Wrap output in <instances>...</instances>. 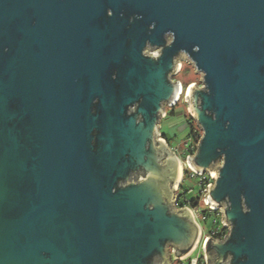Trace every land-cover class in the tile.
<instances>
[{
    "label": "water",
    "instance_id": "1",
    "mask_svg": "<svg viewBox=\"0 0 264 264\" xmlns=\"http://www.w3.org/2000/svg\"><path fill=\"white\" fill-rule=\"evenodd\" d=\"M179 59L200 73L186 162L228 229L205 264H264V0H0V264L192 251L180 162L155 139Z\"/></svg>",
    "mask_w": 264,
    "mask_h": 264
},
{
    "label": "built area",
    "instance_id": "2",
    "mask_svg": "<svg viewBox=\"0 0 264 264\" xmlns=\"http://www.w3.org/2000/svg\"><path fill=\"white\" fill-rule=\"evenodd\" d=\"M179 63H180V67L178 69V71H176V73H174L171 78H172V81L174 82L175 80H177L180 84V93L178 94V97L177 99L175 100V102L171 105H166L168 108H172L175 106V104H177V102L181 99V96L185 93L186 91V88L187 86L190 84V83H194L196 85V82H190L188 83L187 85H183L182 82L178 79H176V76L181 72V69H182V61L181 59L178 60ZM197 85H200V82L199 84ZM183 90V92H182ZM185 90V91H184ZM185 102V101H184ZM164 115L163 117L161 118H164L165 115H166V111L164 110ZM199 132H200V135L198 137L197 140H195L193 137H190L188 142L185 144V150H184V165L186 167L187 166V162H186V156L187 155H192L195 150H196V145L198 143V140L201 136V129L198 128ZM192 136V135H191ZM192 138V139H191ZM189 168V167H188ZM190 169V168H189ZM192 171V175H202V173H205V175H203V178L202 180L200 181V193H202V197L198 196L197 197V203L193 206L191 205H188L187 204V201H189V199L191 197H189V195L192 193V189L191 188H187L186 191H181L180 187H179V183L176 185V189L174 190V195L176 196L175 200H174V204L175 206H178L177 203L178 201L180 200V195L183 193L185 195V203L181 206H179L180 208L181 207H186L191 215H192V219L194 220V222L197 224V226L199 227L200 230H202V226H201V222L199 221V218H203L204 221L207 220L208 218V215L209 214H214L215 215V219L213 220V226L212 228L210 229V231L207 233V234H202V232L200 233L199 235V238H198V242L199 240L201 239V235H203L202 237V246H203V241L206 237L210 236L212 238H217L218 240H223V236L225 234H228V229H227V226H223L221 221H220V215H221V212L218 211L219 210V207L213 209V208H210V203H207L205 204L203 198L205 197L204 194H206V191H204V189L207 187V184L210 183V185L213 184V178H211L210 174L206 173V172H202L201 174L199 173H196L194 172L193 170ZM198 198H199V201H198ZM197 242V243H198ZM203 248V247H202ZM177 260H182L183 258H175ZM186 259H189V263L188 264H205V257H204V252H202L201 254L199 255H195V256H187ZM179 264H183V262L179 263Z\"/></svg>",
    "mask_w": 264,
    "mask_h": 264
},
{
    "label": "rangeland",
    "instance_id": "3",
    "mask_svg": "<svg viewBox=\"0 0 264 264\" xmlns=\"http://www.w3.org/2000/svg\"><path fill=\"white\" fill-rule=\"evenodd\" d=\"M182 61V66H184V70L181 71L177 76H176V79H179L183 85L186 84V82L188 81H192V82H196V85L199 84V78H200V73H195L194 72V69L192 67V64L191 63H188L187 61H185L184 59H181ZM185 91V90H184ZM183 92V90H182ZM184 95L185 93L181 96V99L178 101V103L176 104V107L175 108H178L180 110V112H182L181 114L184 116V118L187 120V115H190V113L188 112V109H187V106L188 104L185 103L184 101ZM169 109L171 108H168L166 106L165 110L166 111H169ZM168 116V115H167ZM167 118V117H166ZM166 118H163L164 120ZM196 128L198 129L199 127L195 124ZM190 137L191 134H190ZM192 139V138H191ZM176 147V146H175ZM177 150H178V154H180L181 156V164H180V167H182V174H181V180L183 182V185L186 187V188H191L192 189V193L189 195V197H202V193H200V181L202 180L203 178V175H205V173H202V175H192V171L191 169H189L188 167H186L183 163H184V150H185V144L183 143V145H181L180 147H177ZM198 201H199V198H198ZM179 207V206H177ZM215 219V215L214 214H209L208 215V218L206 221L203 220V218H199V221L201 222V226H202V234H207L210 229L212 228L213 226V220ZM203 237V235H201ZM202 237L201 239L199 240L198 243H196L195 247L193 248L192 252L190 253L191 256H195V255H199L203 252V248H202ZM167 253H172V248L169 247L167 249ZM189 255V257H190ZM189 259H186V257H183V259L180 261V260H177V259H173L172 263L171 264H179L181 262H183V264H188Z\"/></svg>",
    "mask_w": 264,
    "mask_h": 264
},
{
    "label": "crops",
    "instance_id": "4",
    "mask_svg": "<svg viewBox=\"0 0 264 264\" xmlns=\"http://www.w3.org/2000/svg\"><path fill=\"white\" fill-rule=\"evenodd\" d=\"M171 110H172V114L166 116L167 118L165 120L162 119L161 121V131L164 133L165 137L168 139L170 150H172V152L180 158L179 159L180 161L181 156L180 154H178L177 147H180L181 145H183V143L186 144L188 142L190 138V127H189L187 120L181 114L182 112L178 111L180 109L174 107V108H171ZM174 208L178 209L180 207H177L174 204ZM200 231L202 232V230ZM190 253L188 255H190Z\"/></svg>",
    "mask_w": 264,
    "mask_h": 264
},
{
    "label": "trees",
    "instance_id": "5",
    "mask_svg": "<svg viewBox=\"0 0 264 264\" xmlns=\"http://www.w3.org/2000/svg\"><path fill=\"white\" fill-rule=\"evenodd\" d=\"M184 68L185 67L182 66L181 71H183ZM190 82H192V81L190 80V81L186 82L185 85H187ZM168 114L171 115L172 114V110ZM187 122H188L189 127H190V134L192 135V137L195 140H197L198 137H199V135H200V132H199V130L195 126L196 122H195L194 118L191 115H187ZM179 187H180L181 191H186L187 190V188L183 185V182L182 181H181ZM184 198H185V195L182 193L180 195V200L177 203L178 206H181V205H183L186 202ZM196 203H197V197H191L189 199V201H187V204L188 205H191V206L195 205Z\"/></svg>",
    "mask_w": 264,
    "mask_h": 264
},
{
    "label": "flooded vegetation",
    "instance_id": "6",
    "mask_svg": "<svg viewBox=\"0 0 264 264\" xmlns=\"http://www.w3.org/2000/svg\"><path fill=\"white\" fill-rule=\"evenodd\" d=\"M148 50V49H147ZM155 49H153V51H154ZM7 51V49H4V51L3 52H5V53H7L6 52ZM156 51V50H155ZM148 52V51H147ZM150 52V51H149ZM179 80V79H178ZM178 103V102H177ZM185 103H187V102H185ZM174 107H176V104H175V106ZM174 107H172V108H174ZM165 108H166V105H165ZM166 111V110H165ZM171 111V109H169V111H166V115H165V117L164 118H166V116L167 115H169L168 113ZM162 119L163 118H161L160 119V121H159V124H158V131H157V133H156V135H155V139H156V141L157 142H162V143H164L166 146H167V148H170L169 147V143H168V139L165 137V135H164V133L161 131V121H162ZM159 134V135H158ZM173 154V153H172ZM173 156L179 161V157L177 156V155H175V154H173ZM167 158V155H165V157H164V159H163V162L165 161V159ZM139 175H141V174H139ZM139 175H136V177H138Z\"/></svg>",
    "mask_w": 264,
    "mask_h": 264
},
{
    "label": "bare ground",
    "instance_id": "7",
    "mask_svg": "<svg viewBox=\"0 0 264 264\" xmlns=\"http://www.w3.org/2000/svg\"><path fill=\"white\" fill-rule=\"evenodd\" d=\"M186 102V101H185ZM187 166H188V164H187ZM189 167V166H188ZM190 168V167H189ZM191 169V168H190ZM192 170V169H191ZM187 256H189V255H187ZM187 256H185V257H187Z\"/></svg>",
    "mask_w": 264,
    "mask_h": 264
}]
</instances>
